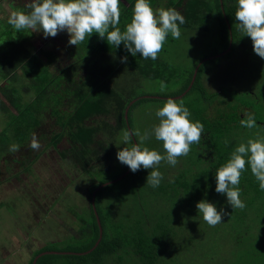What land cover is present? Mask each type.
<instances>
[{"label": "trees", "instance_id": "16d2710c", "mask_svg": "<svg viewBox=\"0 0 264 264\" xmlns=\"http://www.w3.org/2000/svg\"><path fill=\"white\" fill-rule=\"evenodd\" d=\"M1 1L17 16L14 21L10 16L0 18V113L7 120L5 130L15 125L26 130L14 135L13 148L41 121L44 102L51 98L57 105L65 96V110L55 112L60 130L49 142L54 148L63 139L69 142V152H59V156L72 157L83 173L98 178L110 169L113 154H117L113 142L121 129L133 150L122 173L90 188L88 214L77 218L78 237L45 244L33 252L28 264L43 253L35 264H57L60 259H66L64 264H264V144L252 151L237 140L249 128L264 132V108L243 85L264 76L260 75L264 68V0H166L163 13L149 22H143L134 9L144 10L153 0H125L124 4L109 0L118 3V14L100 18V28H104L100 34L87 28L89 17L67 50L69 63L54 70L50 67L55 55L32 53L24 45L32 32L21 17L28 23L32 20V25L40 19L35 28L44 26L56 33L68 21L57 8L62 0H0V7ZM84 4L83 0L73 2L76 11ZM29 8L36 17L28 19ZM169 13L176 18L166 17ZM174 27L182 28L183 34L192 33L193 28L207 33L210 28L206 53L193 68L181 70L180 89L136 95L129 81H167L166 75L174 73L175 68L159 55L176 44L173 39L167 42L169 33L165 32ZM212 71L219 80L216 91L203 85L206 73ZM18 75L23 79L21 88L12 82ZM54 87H61V92L55 95ZM28 96L30 101L24 98ZM165 100L180 101L176 111L184 116L168 144L190 146L194 152L186 156L179 151V157H186L179 158L184 161L182 167L177 166L172 175L166 167L160 178H154L158 183H147L148 193H161L163 204L172 206L153 213L148 210L149 214L134 206L131 210L125 200L130 194L136 199L138 188L133 184L118 192L117 213L104 214L98 204L101 191L126 179L139 166L138 158L134 165L135 138L128 130L132 111L141 103ZM100 135L107 139L104 144L97 139ZM8 150L0 146V155ZM196 229L205 232L195 233ZM208 232L211 238L219 236L217 249L212 244L209 250L202 243ZM194 244L199 245L196 253Z\"/></svg>", "mask_w": 264, "mask_h": 264}, {"label": "rangeland", "instance_id": "374dc122", "mask_svg": "<svg viewBox=\"0 0 264 264\" xmlns=\"http://www.w3.org/2000/svg\"><path fill=\"white\" fill-rule=\"evenodd\" d=\"M23 1L33 2L34 0ZM53 1L57 2V0ZM83 1L85 4L80 11H76L73 5V2L78 3L79 0H62L58 3V10L68 21L64 25L61 24L56 33L48 28H43L44 26L35 28L34 26L40 19L33 20L34 25H32V20L28 23L24 15L21 17L26 25H29L30 28L28 29L32 32V36L24 42L30 52L43 51L56 56L54 66L50 67L51 70L69 63L67 50L74 46L76 34L82 29L89 17L90 22L87 23V28L96 30L100 34L104 30V28H100L102 24L100 18L102 16L104 18L108 14H112V16L118 14L117 2L110 3L109 0H101V2L96 0ZM119 1L123 4L126 3L125 0ZM165 4L166 0H153L152 5H148L144 10L134 9V13L140 14L143 22H149L163 13ZM103 5L105 7H102ZM29 10L32 11L29 16H37L33 9L29 8ZM6 16H10L11 21L17 18L7 4L1 1L0 18ZM167 16L176 18L173 13H169ZM30 18L32 19V16L28 17V19ZM41 18L44 19L42 16ZM160 28H165V25H161ZM181 29L174 27V29L172 28L173 31L165 30L166 33H169L167 42L173 39L176 44L164 50L167 54L164 52L159 54L163 60L175 68L174 73L166 75L167 81L146 78L136 80V82L129 81V88L133 87V92L136 95L168 94L180 89L179 73L181 70L193 68L197 58L206 53L211 40L210 28H208L207 33L198 32V28H193L192 33L190 31L189 34H183ZM39 57L44 58L41 54ZM260 70V75H262L264 68ZM215 74V71L207 72L203 80L206 89L216 91L220 86L219 80L216 81L215 79ZM20 76L15 77L12 82L21 88L20 84H23V79ZM246 82L243 85L252 93V97L261 102L262 110L264 108V101L262 100L264 99V76ZM60 88L54 87V94H59ZM24 98L28 101L31 100L29 96ZM63 101H66L65 96ZM63 101L53 105L52 99H47L43 105L45 111L42 110L41 121L30 131L28 138L22 141L21 145L17 144L15 148L13 146L17 140L14 135L18 134L19 131L24 132L26 130L21 129L19 125L5 130L7 120L0 113V142H5L6 147H2L4 143H0V146L4 150H10L0 155V264H28L33 252L45 244L61 243L70 236L77 238V232L80 228V222L77 218L79 215L83 217L88 214L90 188L96 183L118 176L132 159V145L124 129L115 135L113 143L117 154H113L110 169L105 170L98 178L83 173L71 159L72 157L59 156V152H64V154L69 152V142L63 139L55 148L49 142L52 135L60 130L56 124L55 112L65 110ZM178 103L180 101H148L141 103L132 111L131 133H133L139 149V166L126 179L120 180L101 191L98 204L104 214L117 213L118 192L121 194L122 187L125 185L131 189L133 184L138 188L136 189V199L132 197L133 194H130L125 200V205L131 210L134 206L142 214H149V211L153 213L160 211V208L172 206V203L163 204L165 199L164 196H160L161 193L157 196L154 193H148L151 190L147 187V183L156 182L154 178H160L166 167L170 169L171 174L169 175L175 173L177 166L182 167L184 161H180L179 158L186 157H179V151H182L186 156L189 154L194 156L193 148L190 146L186 149L188 146L180 143L168 144V141L171 140L170 135L176 131L178 123H182L184 119L182 112L179 109L176 111ZM97 139L102 144H104L103 141L107 140L102 135L98 136ZM237 140L245 149L255 151L264 144V132L258 128H249L243 130L238 135ZM175 148L177 149L175 150ZM145 176H149V178L140 181V178ZM139 193L146 194L138 196ZM152 194L156 197L155 202L152 200ZM197 232L205 231L196 229L195 233ZM211 235V232H208V236L202 240V243L209 250H211L212 244L217 249L219 236L211 238ZM222 241L224 242L223 239ZM197 248L199 245L194 244L193 253H196ZM65 262L66 259H60L57 264H64Z\"/></svg>", "mask_w": 264, "mask_h": 264}, {"label": "water", "instance_id": "95a60500", "mask_svg": "<svg viewBox=\"0 0 264 264\" xmlns=\"http://www.w3.org/2000/svg\"><path fill=\"white\" fill-rule=\"evenodd\" d=\"M196 73H197V71L195 70L194 75H193V78H192V82H191V84H190L188 90L191 88V86H192V84H193V82H194V80H195ZM125 118H127V117H126V114H125ZM128 130H129L130 134L132 135L131 130L129 129V127H128ZM133 142H134V145H135V147H136V158H135V161H134V165H135V163L137 162V158H138V154H139V152H138V148H137V144H136L135 140H133ZM131 169H132V168H130L129 171H130ZM97 222H98V225H99V220H98V219H97ZM101 237H102V231H101V229H100V236H99V238L101 239ZM100 239H99V240H100ZM97 243H98V242H97ZM96 245H97V244H96ZM49 253H51V252H49ZM52 253H55V252H52ZM52 253H51V254H52ZM43 254H45V253H43ZM43 254L38 255V256L35 258V260L33 261L32 264H35L36 260H37L40 256H42ZM56 254H57V253H56Z\"/></svg>", "mask_w": 264, "mask_h": 264}, {"label": "flooded vegetation", "instance_id": "af4514ba", "mask_svg": "<svg viewBox=\"0 0 264 264\" xmlns=\"http://www.w3.org/2000/svg\"><path fill=\"white\" fill-rule=\"evenodd\" d=\"M207 74V73H206Z\"/></svg>", "mask_w": 264, "mask_h": 264}]
</instances>
